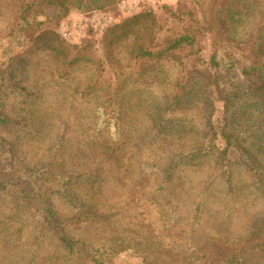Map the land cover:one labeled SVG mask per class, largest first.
<instances>
[{
    "label": "trees",
    "instance_id": "trees-1",
    "mask_svg": "<svg viewBox=\"0 0 264 264\" xmlns=\"http://www.w3.org/2000/svg\"><path fill=\"white\" fill-rule=\"evenodd\" d=\"M123 1L0 0V264H190L217 242L226 264H264V0L142 6L100 38L62 35ZM49 96L78 119L41 143ZM143 201L183 225L166 258L155 223L131 217Z\"/></svg>",
    "mask_w": 264,
    "mask_h": 264
},
{
    "label": "rangeland",
    "instance_id": "rangeland-1",
    "mask_svg": "<svg viewBox=\"0 0 264 264\" xmlns=\"http://www.w3.org/2000/svg\"><path fill=\"white\" fill-rule=\"evenodd\" d=\"M177 2L178 0H124L119 7V16H116L117 13H97L89 16L82 14H73L69 18V20L63 25L62 35L64 36L66 34L67 36H64V38H66L70 42L78 43L84 37L87 26L91 25L96 31L97 38H100L105 26L110 21L118 24L122 18L134 16L143 7L151 8L153 10H159L164 4L176 5ZM189 19V17H186L185 22L182 26L187 27V25L191 23L189 22ZM69 34H71V37L68 36ZM45 106L49 109L51 115L48 118L47 122L49 125L45 128L46 133L43 135L41 143L45 142L47 136L50 135L53 129L55 130L56 127H60L62 124L68 121L69 118L73 120V122L78 119L77 112L73 111L75 109L73 106L75 105L72 104L69 100H64L62 98L56 99V97L49 96L45 101ZM16 109L18 111L19 107H16ZM21 113L24 114V112ZM33 135L27 137L21 136V140L19 142V144L22 146L20 148V151L23 152V154L29 155V157H27V162L29 163H32L35 160L34 153L37 154V149L35 145L41 144L38 142L36 135ZM51 146L52 145H50L49 147L51 148ZM47 150L49 151V148H47ZM119 202L121 201L117 199L114 200L115 205L119 204ZM131 207L132 206H130V208ZM10 211V207L6 208L0 203V219L6 217ZM175 212L176 209L174 211L173 207L171 208L170 204H167V207L158 208L144 201L140 202L139 205H136L132 211L131 217L135 222H140L144 224H148L149 222L155 223L159 235L162 237L163 240L162 255H164L165 253H169L172 250H177L179 247L178 244H180V239L183 238V225L181 224V222H179V219ZM242 222L247 223V221ZM200 231L202 232L203 229L201 228ZM198 234L199 235L197 236V239H203L204 234ZM234 251V248L223 243L217 242L213 245L212 251L207 255L206 259L200 261V259H203L201 258L203 254H200L199 257L196 259L198 262H200V264H226L227 259L232 254H234ZM163 257L166 258L165 255ZM198 262H192L190 264H198ZM115 264H143V262L142 257L129 252L126 254L118 255L115 259ZM180 264H182V262Z\"/></svg>",
    "mask_w": 264,
    "mask_h": 264
},
{
    "label": "built area",
    "instance_id": "built-area-1",
    "mask_svg": "<svg viewBox=\"0 0 264 264\" xmlns=\"http://www.w3.org/2000/svg\"><path fill=\"white\" fill-rule=\"evenodd\" d=\"M64 36L66 37L67 35L65 34ZM68 36H70V37H71V34H69Z\"/></svg>",
    "mask_w": 264,
    "mask_h": 264
}]
</instances>
